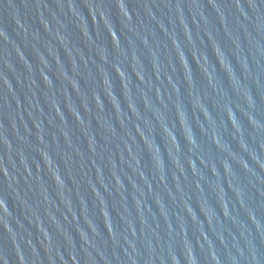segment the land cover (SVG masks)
<instances>
[{
    "label": "water",
    "instance_id": "obj_1",
    "mask_svg": "<svg viewBox=\"0 0 264 264\" xmlns=\"http://www.w3.org/2000/svg\"><path fill=\"white\" fill-rule=\"evenodd\" d=\"M0 264H264V0H0Z\"/></svg>",
    "mask_w": 264,
    "mask_h": 264
}]
</instances>
